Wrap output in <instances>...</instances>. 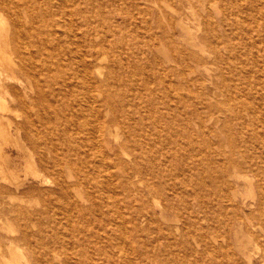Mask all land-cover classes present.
Segmentation results:
<instances>
[{
  "label": "bare ground",
  "instance_id": "bare-ground-1",
  "mask_svg": "<svg viewBox=\"0 0 264 264\" xmlns=\"http://www.w3.org/2000/svg\"><path fill=\"white\" fill-rule=\"evenodd\" d=\"M134 1L153 4L142 28L156 30L135 56L104 66L100 51L117 46L101 18L82 12L92 1L0 0V231L17 251L1 257L0 245V264H109L108 231L65 229L89 222L88 209L104 196L119 219L121 255L130 246L123 225L146 223L165 239L180 232L187 246L194 236L222 240L238 261L264 264V0ZM160 44L174 57L160 60ZM149 58L155 97L197 86L206 111L197 108L191 119L183 102L172 112L163 101L143 103L136 80ZM251 65L254 86L239 88L236 78L249 77ZM244 91L250 96L240 100ZM183 123L196 129L186 130V151L201 178L183 175L176 161ZM13 150L24 158V178ZM121 198L132 203L128 218ZM198 213L216 222L203 220L207 231L198 232Z\"/></svg>",
  "mask_w": 264,
  "mask_h": 264
},
{
  "label": "rangeland",
  "instance_id": "rangeland-1",
  "mask_svg": "<svg viewBox=\"0 0 264 264\" xmlns=\"http://www.w3.org/2000/svg\"><path fill=\"white\" fill-rule=\"evenodd\" d=\"M90 1H92V4L87 8H83L82 12L86 16L87 15H95V16L101 18L102 24H105V26H109L108 35H109V40L113 43L112 46H114V45L117 46V47H113L112 50L109 48L108 50L100 51V53L105 54V56L107 57V61L104 64V66H109L111 64L110 61L112 59H114L115 57H116V59H117V57H122V59L125 60L126 55L124 53H129V54L132 53V55L135 56V54L138 53L139 46L141 44H143L144 42H146L148 40V38L151 35H153L152 32L156 30L157 25L154 23L149 24V26L151 27L150 30H144L142 28V25H143L142 21H143L144 13H145V11L155 10L153 4L146 3V2H142V3L135 2L134 0H90ZM131 1H134L135 4H133L134 2L131 3ZM194 11L195 12L198 11V8L193 7V9H188L187 13H186L187 16L190 18ZM26 16H27V14H26ZM128 18L130 19L129 22H128ZM158 47H159L158 50H160V52H157L156 56L160 60H164L165 55H168L169 57H174L173 50H171V48H169V46L160 44V45H158ZM113 49H115V50H113ZM248 54H249V58L252 59L251 52L248 51ZM151 58H149V61L146 62V65H147L149 71L146 74H141L140 76H137V80H136V84L140 86L139 90L141 91L140 95L142 97L143 103L144 102L145 103H155V102L159 103L160 101H163L165 104H170L172 106V110H171V112H172V111H174V107L181 106V102H183V115L188 114L191 116V119H194V117L192 116V113L197 108L199 110H201L202 112L206 111L205 109L201 108L202 106L199 102V99H197L194 96L195 91L198 90L197 86L191 87L192 92H193L192 94H188L184 90H183V93L179 92V91H177V92L170 91L168 94H164L162 97H160L162 99L155 97L154 94L151 93L155 87V84H153L152 78H151L152 74H150L151 70L154 67L151 64ZM169 66H171V68H175L176 64L173 62L171 65L165 66V68H168ZM251 69H252L251 75L247 78H243L240 80H239V78H236L235 85H238V87L241 88V86H244L245 83L251 82L254 86V77H253L254 70H255L254 65H251ZM104 72H106V71L104 70ZM234 76H237V75H234ZM144 86H146V88L148 90H143ZM158 88H160V90H163L165 87L163 85H160V86H158ZM248 88H252V87L248 86ZM254 92L255 91H253V93ZM236 96L240 100H246V97H249L250 95H247L246 91H244V92H237ZM18 113H20V112H18ZM184 126H186L187 128ZM189 126L191 127L193 132H196V129L194 128L193 125L183 123V138H177L176 135L174 136V138L177 139L178 142H180L179 144L183 147V152L179 153V156L176 157V161L184 165L185 169H184L183 175H185V176L192 175L194 177L201 178L203 176V171L197 168V165H196L197 163H196L195 159L189 158L187 156L186 150L191 148L190 142L186 138L187 137L186 130L189 128ZM215 127H216V129H218L221 127V125H219V126L216 125ZM118 131L120 133H122L121 129H118ZM184 134H186V135H184ZM11 154L13 155V159H15V161L18 164L17 170L20 173L19 174L20 178H24V175L26 172V171H24V158H22V155L17 154L15 152V150L11 151ZM208 181L210 182V180H208ZM32 182L33 181H31V180H27V186L30 185ZM242 182H243V180L241 179L240 183H242ZM213 187H214L213 184H211V185H210V183L208 184V188L210 190H212ZM48 188H50V187H48ZM101 198H103V195ZM103 200H105L104 201L105 203L103 202L102 204H100L96 207L94 206L92 208L91 212L88 209L90 203L84 202L85 206L83 205V207L88 209L86 217H87V219H89V222H79V220H77L74 222L73 226H69V227L66 226L65 229H72L73 231L77 230V231L81 232L85 228L97 230V231H99V228L100 229L103 228L104 231H100L101 234H103L105 231H108L109 236L111 237V240H110L111 242L109 243V241H107V248L109 251H111V254L114 255V256H112V259L110 260L109 264H114V263L115 264H123L125 262H126V264H145V263L146 264H149V263L150 264H156V263H158V264H195L196 262H198L199 264H233V263L234 264H240V263L246 264L245 261L241 262L240 260L238 261L237 258L232 257L233 255H232L230 249L228 247H226L227 246L226 243H223V244L221 243L222 240H220L218 242H213L212 240H210L208 238L209 241L207 244H205V243L201 242L197 238V236H194L192 238V240L190 241V245L187 246L184 242L185 238L181 235L180 232L175 233L169 239H165L162 237V235L159 233V231L156 228H151L146 223H138L136 225H132L130 223H125V225H123L124 229L126 227L128 229V230L126 229L125 231L129 233V234L127 233V235L129 236V239H130V241H129L130 246L128 245L129 247L126 249L127 251L125 250L126 252L123 253L124 255H121L120 250L117 249L118 247L114 245L115 243L117 245L118 244L117 240H120V239H118L119 233H117V231L119 229L118 228L119 225L116 223L119 219L115 218L117 214L114 215V212L112 210V205L106 203V201H109L110 199H107L104 196ZM122 200H123V198H121V200H120L121 203H119L118 209H120L119 211L122 213V215L125 218H128L131 214H133L134 209L132 208V203H129L125 199L123 201ZM109 209L111 210V212ZM214 209H215V207H212V208L210 207L208 209L209 213L212 215L214 214L213 216H216L217 214L219 215V213L218 212L216 213ZM107 211H108V213H107ZM200 214H201V217H200L199 213L197 214V216L199 215V220L197 222L195 229L198 232L201 231V229L204 231H207V229L205 227H207L210 224V221L216 222L215 221L216 219L208 221V220H206V217L204 218L205 214H203V213H200ZM112 219H115V220H112ZM203 220L208 225L205 222H203ZM63 223H64V225H66L65 222H63ZM178 223L180 225L183 224L181 221H179ZM203 224H205L206 226ZM58 227L59 226H52V228H54L55 230ZM10 229L11 230L14 229L17 231L19 229V226L17 224H13L10 227ZM144 229H145V231H144ZM6 231H3V232L0 231V245L2 246L1 257L12 258L13 254L17 255V251L16 250H10L8 248V246H7L8 240L7 239H8V236H12V235H7ZM37 231H38V227H34L33 232H37ZM132 231H133V233H132ZM20 243L23 244L22 242H20ZM218 243L220 246H218ZM221 246L222 247L225 246V248L227 250L224 247L221 248ZM143 247L145 249H143ZM137 248H139V249H137ZM224 250H226V251H224ZM20 251H21V254H23L24 256H27V251L25 249H21ZM156 251H158V252H156ZM129 253H130V255H129ZM216 253L218 255H216ZM228 253H229V255H228ZM143 254H144V256H143ZM222 254H226V255H222ZM196 256H198V257H196ZM120 257L123 258L122 261H121ZM126 257H128V258L126 259ZM194 257H195V259H194ZM134 261H136V262L134 263ZM22 262H25V260L22 259ZM255 264H258V263H255Z\"/></svg>",
  "mask_w": 264,
  "mask_h": 264
}]
</instances>
